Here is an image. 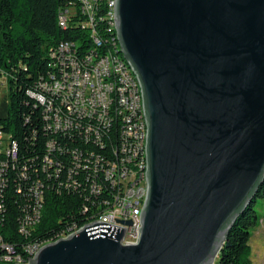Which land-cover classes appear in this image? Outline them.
<instances>
[{
  "label": "water",
  "instance_id": "1",
  "mask_svg": "<svg viewBox=\"0 0 264 264\" xmlns=\"http://www.w3.org/2000/svg\"><path fill=\"white\" fill-rule=\"evenodd\" d=\"M115 22L147 123L138 242L98 221L28 264H216L264 181V0H116Z\"/></svg>",
  "mask_w": 264,
  "mask_h": 264
},
{
  "label": "built area",
  "instance_id": "2",
  "mask_svg": "<svg viewBox=\"0 0 264 264\" xmlns=\"http://www.w3.org/2000/svg\"><path fill=\"white\" fill-rule=\"evenodd\" d=\"M75 1L77 6L60 11L59 26L67 30L71 19L81 17L75 25L90 30L93 46L83 50L75 43L62 42L51 48L48 72L39 79L38 91L29 93L41 108L47 135L41 161L33 160L30 169L20 167L17 143L0 131V155L5 157L0 161V222L10 183L20 180L23 185L18 193L25 213L19 233L26 239L41 221L45 194L64 190L85 193L97 213L84 226H71L60 238L101 221L127 229L124 243L135 244L148 191L142 92L120 53L116 0ZM104 21L114 35L106 43L99 35ZM52 242H27L17 249L0 237V264H28Z\"/></svg>",
  "mask_w": 264,
  "mask_h": 264
},
{
  "label": "trees",
  "instance_id": "3",
  "mask_svg": "<svg viewBox=\"0 0 264 264\" xmlns=\"http://www.w3.org/2000/svg\"><path fill=\"white\" fill-rule=\"evenodd\" d=\"M72 6H77L75 0H0V75L6 79L8 89L7 101L0 102V131L17 143L22 168L30 169V163L41 161L45 153L47 135L43 130L41 108L29 93L38 91L39 79L48 72L49 50L62 42L75 43L83 50L93 46L90 30L75 25L82 21L81 17L71 19L67 30L59 26L60 11ZM107 28V22L100 23L99 35L105 43L114 37ZM2 160L5 157L0 155ZM16 181L10 183L11 188L4 197L0 237L17 249L27 242L56 241L68 233L71 226L82 227L97 213L94 203L83 192H48L41 221L26 239L19 233L25 207L18 188L23 182ZM259 199H264V181L254 201L230 230L216 264H252L250 240L260 222L255 210Z\"/></svg>",
  "mask_w": 264,
  "mask_h": 264
},
{
  "label": "rangeland",
  "instance_id": "4",
  "mask_svg": "<svg viewBox=\"0 0 264 264\" xmlns=\"http://www.w3.org/2000/svg\"><path fill=\"white\" fill-rule=\"evenodd\" d=\"M7 82L0 75V102L7 101ZM255 210L260 217L258 226L252 232L250 246L252 248V264H264V199H259L255 205Z\"/></svg>",
  "mask_w": 264,
  "mask_h": 264
}]
</instances>
